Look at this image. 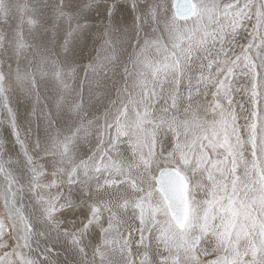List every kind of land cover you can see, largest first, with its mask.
I'll list each match as a JSON object with an SVG mask.
<instances>
[{
	"label": "snow or ice",
	"instance_id": "1",
	"mask_svg": "<svg viewBox=\"0 0 264 264\" xmlns=\"http://www.w3.org/2000/svg\"><path fill=\"white\" fill-rule=\"evenodd\" d=\"M45 7L38 58L0 37V264H264V210L232 239L206 216L264 195V0Z\"/></svg>",
	"mask_w": 264,
	"mask_h": 264
},
{
	"label": "bare ground",
	"instance_id": "2",
	"mask_svg": "<svg viewBox=\"0 0 264 264\" xmlns=\"http://www.w3.org/2000/svg\"><path fill=\"white\" fill-rule=\"evenodd\" d=\"M52 2L53 0H0V37L3 36L4 32H8L14 38L16 46L24 44L23 52H21L23 55L18 54L21 61H33L38 58L39 53L37 49L40 52L46 49L48 35L44 29L53 23V17L51 9L45 7V5H50ZM93 15L96 16L97 14L93 13ZM97 23L98 20L94 22V25ZM243 38L240 37V40L242 41ZM95 47L96 44L91 39L78 45L75 49L78 62L81 64L88 63L95 54ZM33 53H37V55L33 56ZM108 83L111 87V81ZM112 95L114 96V90L112 91ZM17 111L19 119L23 121L26 116V106L22 102L17 104ZM260 187L264 190V182L261 183ZM257 199L260 200L257 205L260 206L261 210H264V195ZM250 202L254 203V200ZM233 206L234 204L232 205L230 202H227V204H222L220 210L215 212L208 207L206 214L208 222L212 223L215 221L216 223H220L221 221L217 217H223L227 233L232 229L233 224L240 221L242 215L235 213ZM224 211H227V214ZM236 214L238 215L236 216Z\"/></svg>",
	"mask_w": 264,
	"mask_h": 264
},
{
	"label": "rangeland",
	"instance_id": "3",
	"mask_svg": "<svg viewBox=\"0 0 264 264\" xmlns=\"http://www.w3.org/2000/svg\"><path fill=\"white\" fill-rule=\"evenodd\" d=\"M240 37H244V34H241ZM240 37L238 39H240ZM21 45H23V48H20L19 47L20 45L17 46V54L23 52L24 44H21ZM19 59H20V57H19ZM13 68H15V63L13 64ZM221 131L223 132V129ZM208 146L209 147H215L216 146L215 145V136H213V142L209 143ZM41 179L43 180V177H41ZM230 188H231V185H229V189ZM187 192H188V185H187V189H186L188 212H187V216H186L184 226L181 229H184L186 226L191 227V225H192L193 210L190 206L189 197L187 195ZM197 195H199V194L197 193ZM23 196H24V200L22 201V204L24 206L29 205V203H30L29 193H27V191H25L23 193ZM228 202H230L232 205L234 204V206H233L234 210L233 211L235 213L242 214V215L240 217V221L233 224L232 229L226 233V239L227 238L232 239L236 235L243 237L251 228L257 226L260 223V221L257 219V213H258V211H261L260 206L257 205V203L260 202L259 199H254V203H252V202L242 203L239 199H230V200H228ZM222 204H225L223 199H217V200L213 201L209 205V207L212 210L215 209V211H218V210H220V206ZM224 213L227 214V211H224ZM238 214H236V216ZM4 216H5V210L2 206V203H0V219H2ZM245 218H246V221H245ZM61 259H63V256H61Z\"/></svg>",
	"mask_w": 264,
	"mask_h": 264
},
{
	"label": "water",
	"instance_id": "4",
	"mask_svg": "<svg viewBox=\"0 0 264 264\" xmlns=\"http://www.w3.org/2000/svg\"><path fill=\"white\" fill-rule=\"evenodd\" d=\"M178 192L180 193L182 199H183V221L179 225L180 228L184 226L186 216H187V203H186V189L187 184L183 181V178L180 179V181L176 185Z\"/></svg>",
	"mask_w": 264,
	"mask_h": 264
}]
</instances>
